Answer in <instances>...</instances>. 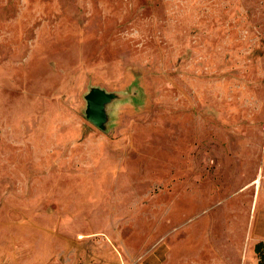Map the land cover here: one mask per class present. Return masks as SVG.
<instances>
[{"label":"rangeland","instance_id":"obj_1","mask_svg":"<svg viewBox=\"0 0 264 264\" xmlns=\"http://www.w3.org/2000/svg\"><path fill=\"white\" fill-rule=\"evenodd\" d=\"M261 215L264 0H0V264H256Z\"/></svg>","mask_w":264,"mask_h":264},{"label":"water","instance_id":"obj_2","mask_svg":"<svg viewBox=\"0 0 264 264\" xmlns=\"http://www.w3.org/2000/svg\"><path fill=\"white\" fill-rule=\"evenodd\" d=\"M115 95L102 88L89 87L83 94L85 106L83 115L86 120L99 130L104 129L107 121L106 107L115 99Z\"/></svg>","mask_w":264,"mask_h":264},{"label":"crops","instance_id":"obj_3","mask_svg":"<svg viewBox=\"0 0 264 264\" xmlns=\"http://www.w3.org/2000/svg\"><path fill=\"white\" fill-rule=\"evenodd\" d=\"M208 215L209 214H207L206 217L204 218L205 220H204L203 225H205L206 223L211 224L210 218H208ZM164 222L165 221H163V223ZM251 234H252V237L250 238V241H249V250H248L249 252L247 251V255H248V257H250L252 259L253 262H255L257 264L256 254H255V252H253V245L257 242L264 241V215H261V218L258 216H255L253 223H252ZM177 246H178L177 251L179 252V245H175L174 247L176 248ZM174 247H173V249H174ZM179 254H181V251L179 252ZM166 263H167V258H166ZM163 264H165V263H163Z\"/></svg>","mask_w":264,"mask_h":264},{"label":"trees","instance_id":"obj_4","mask_svg":"<svg viewBox=\"0 0 264 264\" xmlns=\"http://www.w3.org/2000/svg\"><path fill=\"white\" fill-rule=\"evenodd\" d=\"M253 252L256 254L257 264H264V241L255 243Z\"/></svg>","mask_w":264,"mask_h":264}]
</instances>
